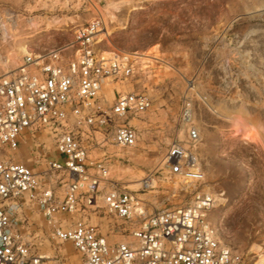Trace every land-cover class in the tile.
Here are the masks:
<instances>
[{
	"label": "rangeland",
	"instance_id": "rangeland-1",
	"mask_svg": "<svg viewBox=\"0 0 264 264\" xmlns=\"http://www.w3.org/2000/svg\"><path fill=\"white\" fill-rule=\"evenodd\" d=\"M96 19L104 25L95 51L146 55L129 79L105 84L102 102L110 106L117 92H133L147 96L151 107L130 122L139 136L135 148H118L111 137L95 134L90 158L107 159L113 181L142 200L148 213L186 205L202 188L223 194L209 214L220 241L242 256L243 264H259L264 254V0H0V78L22 65L27 55L14 59L20 47L37 56L67 46L77 27ZM185 109L200 135L201 186L166 172L167 150L186 137ZM33 135L41 144L37 158ZM16 157L45 175L42 181H56L58 195L63 192L65 177L47 172L43 161L60 160L48 131L27 133ZM150 174L151 187L142 188ZM26 212L29 223L45 227L33 209ZM89 219L110 243L133 240L131 226L107 215L101 203L89 211ZM40 251L53 258L49 264H80L69 243L46 241Z\"/></svg>",
	"mask_w": 264,
	"mask_h": 264
},
{
	"label": "built area",
	"instance_id": "built-area-1",
	"mask_svg": "<svg viewBox=\"0 0 264 264\" xmlns=\"http://www.w3.org/2000/svg\"><path fill=\"white\" fill-rule=\"evenodd\" d=\"M103 25L97 19L77 27L69 45L27 55L0 78V264H49L53 258L40 251L46 241L71 244L80 264H243L209 219L223 194L202 188L186 205L148 213L142 200L113 181L107 159L90 158L95 134L111 137L118 148H135L139 136L130 122L151 107L147 96L133 92H117L110 106L102 102L105 84L129 79L138 60L135 53L95 51ZM70 50L73 56L66 54ZM181 120L186 137L167 150L166 172L201 186L200 135L190 110ZM39 131L53 136L60 160L43 161L47 172L65 177L60 195L56 181H42L45 175L16 157L24 136ZM33 140L37 158L41 144L34 135ZM152 176L142 188L151 187ZM99 203L131 226V242L110 243L90 221L89 211ZM26 208L41 217L44 228L29 223Z\"/></svg>",
	"mask_w": 264,
	"mask_h": 264
},
{
	"label": "bare ground",
	"instance_id": "bare-ground-1",
	"mask_svg": "<svg viewBox=\"0 0 264 264\" xmlns=\"http://www.w3.org/2000/svg\"><path fill=\"white\" fill-rule=\"evenodd\" d=\"M96 20H97V19H96ZM98 32H101V31L99 30ZM100 42H101V40H98L95 44L98 45ZM105 53H106V52H105ZM25 55H29V56H32V57H35V56H36V55H30V54L28 53V51H27L25 48L20 47L19 50H18V52L15 54L14 59H17L16 57H18V56H25ZM136 55L138 56V59H139V57H146V55L139 54V53H136ZM213 112H214V113H217V111H216L215 109L213 110ZM227 120H229V121H235V122H238V123H243V124L246 125V127H251V128H252L251 124H250L249 122H245L244 120H238V119H232V118H227ZM254 130H255V129H254ZM255 132L259 135L258 137H259V139H260L259 131H258V130H255ZM152 182H153V181H152ZM152 182H150L149 184L151 185ZM222 218H223V217H222ZM225 218H226V217H224V219H225ZM224 219H223V220H224ZM259 264H264V254H263V256L260 258V260H259Z\"/></svg>",
	"mask_w": 264,
	"mask_h": 264
}]
</instances>
